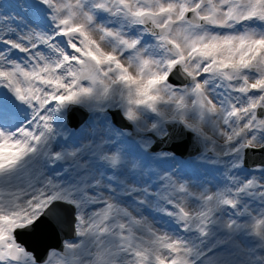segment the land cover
Wrapping results in <instances>:
<instances>
[{"label": "snow or ice", "instance_id": "snow-or-ice-1", "mask_svg": "<svg viewBox=\"0 0 264 264\" xmlns=\"http://www.w3.org/2000/svg\"><path fill=\"white\" fill-rule=\"evenodd\" d=\"M22 7L0 3V264H264V0ZM184 136L214 181L151 167Z\"/></svg>", "mask_w": 264, "mask_h": 264}, {"label": "bare ground", "instance_id": "bare-ground-1", "mask_svg": "<svg viewBox=\"0 0 264 264\" xmlns=\"http://www.w3.org/2000/svg\"><path fill=\"white\" fill-rule=\"evenodd\" d=\"M22 1H23V0H18V3H17L18 5H21V7H22ZM13 3H15V2H13ZM11 11H12V15L16 16L18 20H21V19L26 20V16L22 15V14H21L19 11H17L16 9H12ZM197 159L199 160L200 158H197ZM199 169H200L201 171H204L205 174L208 173V172H207L208 170H207L206 168H204V167H203V169H202V168H199ZM206 170H207V171H206ZM194 179H195V181H199L200 178L195 176ZM195 181H194L193 183H195ZM32 240H33V239H32ZM34 241H35V240H34Z\"/></svg>", "mask_w": 264, "mask_h": 264}, {"label": "water", "instance_id": "water-1", "mask_svg": "<svg viewBox=\"0 0 264 264\" xmlns=\"http://www.w3.org/2000/svg\"><path fill=\"white\" fill-rule=\"evenodd\" d=\"M184 137H187V136H184ZM51 240H52V242L49 243V244H52L53 246H59V242H55V243L53 244V241L58 240V239L55 237V234H52L48 239L45 238L43 244L48 243V242H50ZM49 244H48V245H49Z\"/></svg>", "mask_w": 264, "mask_h": 264}, {"label": "rangeland", "instance_id": "rangeland-1", "mask_svg": "<svg viewBox=\"0 0 264 264\" xmlns=\"http://www.w3.org/2000/svg\"><path fill=\"white\" fill-rule=\"evenodd\" d=\"M0 11H2V9H0ZM21 14L25 16L24 12H21ZM257 159L260 160V158ZM68 231H70V229H68Z\"/></svg>", "mask_w": 264, "mask_h": 264}]
</instances>
